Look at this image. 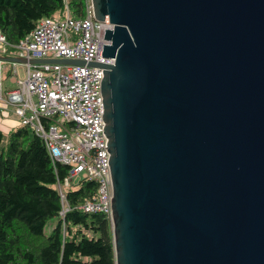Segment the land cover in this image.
<instances>
[{"label": "water", "instance_id": "1", "mask_svg": "<svg viewBox=\"0 0 264 264\" xmlns=\"http://www.w3.org/2000/svg\"><path fill=\"white\" fill-rule=\"evenodd\" d=\"M91 1L115 264H264V0Z\"/></svg>", "mask_w": 264, "mask_h": 264}, {"label": "built area", "instance_id": "2", "mask_svg": "<svg viewBox=\"0 0 264 264\" xmlns=\"http://www.w3.org/2000/svg\"><path fill=\"white\" fill-rule=\"evenodd\" d=\"M108 18L94 17L91 0H85V14L73 18L66 8L62 17L44 18L18 43H10L0 30V55L29 60L69 59L85 65L11 62L14 83L4 88L0 61V112L12 110L20 126L28 127L44 143L53 163L69 167L68 177L58 184L63 209L73 210L66 189L83 179L95 181L92 199L76 207L87 213L105 214L112 222V185L107 137L102 127L101 67L88 63L113 64L102 56Z\"/></svg>", "mask_w": 264, "mask_h": 264}, {"label": "trees", "instance_id": "3", "mask_svg": "<svg viewBox=\"0 0 264 264\" xmlns=\"http://www.w3.org/2000/svg\"><path fill=\"white\" fill-rule=\"evenodd\" d=\"M85 14V0H0V30L18 43L44 18ZM69 167L53 163L43 141L20 126L0 130V264H115L113 229L101 213L77 206L92 199L97 183L83 179L66 189L73 209H63L58 184ZM59 218L51 233L47 223Z\"/></svg>", "mask_w": 264, "mask_h": 264}, {"label": "crops", "instance_id": "4", "mask_svg": "<svg viewBox=\"0 0 264 264\" xmlns=\"http://www.w3.org/2000/svg\"><path fill=\"white\" fill-rule=\"evenodd\" d=\"M4 63V67H5ZM4 76V75H3ZM7 78L4 76V79ZM8 79V78H7ZM10 80H6L4 83V88L9 90L12 89V84H7L6 82ZM13 83V82H12ZM18 127H20L19 119L17 116L14 115L12 110H7L4 112H0V130L4 132V134L8 135L10 132L16 130Z\"/></svg>", "mask_w": 264, "mask_h": 264}, {"label": "rangeland", "instance_id": "5", "mask_svg": "<svg viewBox=\"0 0 264 264\" xmlns=\"http://www.w3.org/2000/svg\"><path fill=\"white\" fill-rule=\"evenodd\" d=\"M3 75L5 77L12 76L11 63H6L5 64V67L3 68ZM6 80H9V79L5 78L4 79V83H5ZM6 83L7 84L11 83L12 84V87H14V83H12L11 81H7ZM58 221H59V218H54V219L50 220L47 223L46 227H45V233L46 234L51 233V230L56 226V224L58 223Z\"/></svg>", "mask_w": 264, "mask_h": 264}, {"label": "clouds", "instance_id": "6", "mask_svg": "<svg viewBox=\"0 0 264 264\" xmlns=\"http://www.w3.org/2000/svg\"><path fill=\"white\" fill-rule=\"evenodd\" d=\"M12 57V56H11ZM5 63V62H4ZM112 223V222H111Z\"/></svg>", "mask_w": 264, "mask_h": 264}]
</instances>
